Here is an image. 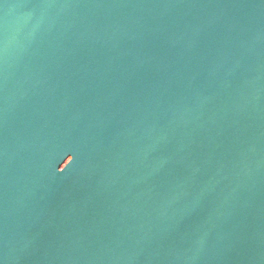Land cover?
Here are the masks:
<instances>
[{"label":"water","instance_id":"1","mask_svg":"<svg viewBox=\"0 0 264 264\" xmlns=\"http://www.w3.org/2000/svg\"><path fill=\"white\" fill-rule=\"evenodd\" d=\"M0 264H264V0H0Z\"/></svg>","mask_w":264,"mask_h":264}]
</instances>
